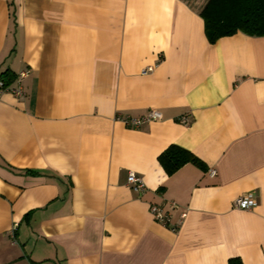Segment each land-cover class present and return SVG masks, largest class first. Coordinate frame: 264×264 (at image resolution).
<instances>
[{"label":"crops","instance_id":"1","mask_svg":"<svg viewBox=\"0 0 264 264\" xmlns=\"http://www.w3.org/2000/svg\"><path fill=\"white\" fill-rule=\"evenodd\" d=\"M207 1L0 0V264H264V35L209 42Z\"/></svg>","mask_w":264,"mask_h":264},{"label":"trees","instance_id":"2","mask_svg":"<svg viewBox=\"0 0 264 264\" xmlns=\"http://www.w3.org/2000/svg\"><path fill=\"white\" fill-rule=\"evenodd\" d=\"M200 14L204 20L205 34L211 43L237 32L264 35V0H208ZM12 78L13 75L6 71L1 81L7 86ZM158 160L168 174L187 162L202 165L199 158L177 145L165 149ZM239 263V260L230 261V264Z\"/></svg>","mask_w":264,"mask_h":264},{"label":"built area","instance_id":"3","mask_svg":"<svg viewBox=\"0 0 264 264\" xmlns=\"http://www.w3.org/2000/svg\"><path fill=\"white\" fill-rule=\"evenodd\" d=\"M153 70V66H147L142 70V73H148ZM28 71H22L20 73V77L26 76ZM5 90H11L13 93L17 95H22L23 91L21 86L12 89L8 86H5L2 81H0V94ZM162 118L161 112L155 109L148 110L145 114L139 117H134L131 115H122L119 116L118 119L122 121L126 126L129 127H138L143 123L154 121V120H160ZM182 122H186V117L183 116L180 118ZM208 173L213 176L215 175V170L213 168H210L208 170ZM128 183L137 191H143L145 189V184L143 180L134 172H129L128 174ZM233 205L235 208L243 209V210H249L252 209L256 205V197L253 192H247L245 194H242L241 196H238L235 198ZM178 205L175 201L170 200L168 201V208L175 209ZM150 212L154 219L161 224L165 226H169L171 230H176L179 227V224L169 225V212L165 210L164 205L161 204H152L150 206ZM186 212H183L181 214L182 218L185 217Z\"/></svg>","mask_w":264,"mask_h":264}]
</instances>
